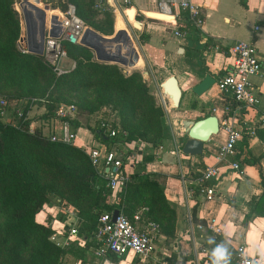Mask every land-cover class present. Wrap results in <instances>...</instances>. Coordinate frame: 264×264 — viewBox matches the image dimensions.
Listing matches in <instances>:
<instances>
[{
  "label": "trees",
  "instance_id": "16d2710c",
  "mask_svg": "<svg viewBox=\"0 0 264 264\" xmlns=\"http://www.w3.org/2000/svg\"><path fill=\"white\" fill-rule=\"evenodd\" d=\"M66 1L75 5L77 15L87 27L105 35L113 33L112 12L95 9L93 0ZM11 5L10 0H0V94L9 102H15L12 107L7 106L10 114L6 120L0 115V264H69L68 257L75 261L79 258L84 263V251L94 246L92 235L98 217L114 210L132 218L139 208L146 207L143 217L159 222L160 232L172 236L175 211L164 196L157 173L130 172L125 155L123 172L128 180L115 192V201L110 202L112 192L106 186L107 180L91 163L86 150L75 144L51 141L41 128L30 129L32 119L27 116L31 104H40L45 111L37 119L57 118L56 108L71 104L74 92L78 114H91L102 104H112L121 116V125L115 121L112 125L126 130L125 141L143 143L160 133L166 111L155 105L141 74L126 75L115 64L97 61L85 45L67 44V56L75 61V67L57 76L39 55L17 49L19 18ZM99 16L103 18H95ZM115 24L116 16L114 28ZM177 26L179 30L189 27L191 32L199 33L190 24L184 28L178 23ZM148 39L144 32L138 36L141 44ZM91 87L97 95L87 99L85 91ZM65 89L70 94H64ZM103 91L108 94L102 95ZM32 98L37 100L32 101ZM16 107L21 108L22 117H17ZM69 121L75 128L81 126L76 113ZM88 129L107 149L116 146L115 138L99 130V122ZM256 134L264 143V126ZM240 154L241 148L236 147L234 158ZM143 159L149 162L153 156L148 154ZM198 175L200 171L195 178ZM260 178L262 192L251 202V213L264 217V173H260ZM197 192L196 186L192 193ZM50 203L75 211L77 241L82 242V249L74 242L57 245L50 239L55 232L50 221L36 220L37 213ZM192 217L195 222L199 221L195 208ZM248 220L249 216H245L244 223ZM221 245L220 259L225 264H235V252L228 245ZM107 257L115 262L121 259L116 254ZM135 257L133 264H138V256ZM174 260L170 264H174Z\"/></svg>",
  "mask_w": 264,
  "mask_h": 264
},
{
  "label": "crops",
  "instance_id": "0c3cea01",
  "mask_svg": "<svg viewBox=\"0 0 264 264\" xmlns=\"http://www.w3.org/2000/svg\"><path fill=\"white\" fill-rule=\"evenodd\" d=\"M33 1L38 2L37 0ZM197 1L202 6L204 20L199 33L189 31V35L185 38L173 35V30L179 29L177 23L183 25V28L189 24L182 14L176 16L173 24L145 16L149 13L153 17L167 19L163 18V15L155 13V0H135L132 6L134 9L128 11L130 20L135 23V16L142 18V21H139L141 23L140 30L149 36L148 42L140 43V46L143 57L151 64L152 73L163 74L161 82L171 74L177 78L183 92L179 106L183 99L185 101L192 99L190 95L193 93L190 88L199 82L205 73H209L217 79L225 68L231 66L232 59L229 48L236 40L252 41L264 68V0ZM131 10L134 11L133 17H130ZM119 20H122L121 28L118 25ZM115 26L117 30H127L126 22L121 16L116 18ZM255 26H259V29L255 30ZM184 29L189 30L190 28ZM134 47L138 51L136 44ZM180 48L183 51H180ZM142 61L144 62L143 59ZM253 82L260 100L257 108L259 111L264 110V79L256 76L253 78ZM185 88L189 90L186 95ZM209 93L211 96L206 99L210 102L209 108H206L209 109L208 114L205 115L202 111L200 115H203L199 116L200 118L212 114L213 107L218 109L216 115H220L222 103L214 85L194 99L199 97L203 100ZM36 107V104H31L27 111L28 118L32 119L31 125L41 128L45 134L52 133L54 129L58 128L61 118L58 116L49 121L37 119L35 116H40L45 108L43 105H39V108ZM71 128L76 133L74 144L82 149L89 150L95 146H105L104 143L94 139L93 134L87 128L82 126L75 128L72 124ZM224 140V133L218 131L204 143L202 155L183 154L185 160L180 163L160 161L154 156L152 161H142L148 152L144 151V146L141 147L143 143L139 141H134V147H136L134 150L125 147L127 152L124 154L121 151L122 157L127 155L130 172H155L159 176L158 180L163 187L164 196L175 211V230L170 237L160 232V237L154 242V249L158 248L163 253L170 251L175 259L174 264H225L220 259V250L214 248V239L209 237L210 232L200 233L194 226L198 222H204L207 218H215L221 227V233L216 236V240L223 245H228L229 249L234 252L237 246L243 245L246 250L245 255L252 259L253 264H264V217L251 213V202L262 192L260 173H264V143L257 134L251 137L245 136L239 141L237 144V148H241L239 157H227V162L221 165L220 175L208 183L214 190L212 196L198 192L192 193L191 196L188 195L189 190L193 191L196 187L194 179L197 171L195 169L200 167L199 164L202 165V168L211 164L213 155ZM207 150L213 152L208 156ZM232 161L239 162L241 172L230 167ZM110 202H112L111 197ZM193 208H195L198 222L193 220ZM189 215L192 218V224L189 223ZM245 216H249L246 224L244 223ZM36 220L40 223L49 220L57 239L62 242L69 235L71 227H75L77 217L72 208H64L50 203L45 204L37 213ZM73 242L78 245V248H83L82 243L77 241V236ZM199 244L207 245L210 248L206 256L198 254L196 257L195 252ZM86 250L91 252V257L87 255ZM86 250L84 251V263L77 258L76 264H102L104 259H109L114 264H129L121 262L125 255L120 256L121 259L115 262L107 256L104 258L95 256L91 248Z\"/></svg>",
  "mask_w": 264,
  "mask_h": 264
},
{
  "label": "built area",
  "instance_id": "2783aa9c",
  "mask_svg": "<svg viewBox=\"0 0 264 264\" xmlns=\"http://www.w3.org/2000/svg\"><path fill=\"white\" fill-rule=\"evenodd\" d=\"M10 1H12V6L20 18L21 32L16 42L17 49L22 53H30L27 46V33L22 9L26 7L27 1L31 4L32 2L29 0ZM37 1L41 4L37 7L42 9L45 15L43 41L39 56L57 76L65 74L75 67V61L71 59L65 66L64 59H68L66 46L67 44H81L80 40L87 26L77 15L75 5L72 3L66 1L64 7L60 8L52 5L51 0ZM134 1L93 0V6L97 10L112 11L114 14L117 11H122L124 14L127 8H132ZM155 1L156 12L170 15L173 20L182 14L195 30L201 29L204 15L202 6L197 0ZM47 11H51L49 16H47ZM145 16L148 17L146 14ZM254 28L258 30L259 26ZM189 31L190 29H174L173 35L185 38L189 35ZM229 54L232 59L231 66L225 68L214 83L222 103L220 115H216L218 111L216 107L211 110L212 114L217 116L219 131L224 133L225 140L213 155L212 163L205 165L200 171V175L194 179L198 193L206 196L213 195L214 190L208 183L220 175L221 165L227 162V157L235 156L238 142L245 136H255L257 130L264 126V110L259 111L257 108L260 100L253 82V78L256 76L264 79V68L258 51L252 41L236 40L231 44ZM35 100L37 99L32 98V101ZM7 106H9L8 100L0 94L1 117L5 113L7 114L5 111ZM14 111L17 117L23 116L20 107H16ZM75 113L76 108L73 104H61L56 108V114L61 120L58 128L49 134L51 141L74 144L76 133L72 130L69 119ZM32 128L33 126L30 124V129ZM99 130L102 134L115 138L117 140L116 146L111 149H107L104 145L95 146L86 152L91 163L106 178V186L112 192L110 197L112 201H115V192L120 190L128 180V176L123 172L122 153L118 145L122 144L132 150L136 147H134V142L125 141L126 130L113 126L110 120L101 119ZM230 167L241 172L240 164L237 161H232ZM191 194L192 191L189 190L188 195L191 196ZM146 211V207H141L133 214L132 218L118 212L115 220L112 218L113 212L102 213L98 217L92 235L94 243L92 249L95 256L104 258L108 254L124 256L133 253L134 256L140 258L148 257L154 249V242L160 237V226L157 222L143 217ZM191 219L189 215L190 224H192ZM194 226L200 233L210 232L209 237L214 239V248L221 249V242L216 240V236L221 233V227L215 218H207L204 222H198ZM190 229L192 231V227ZM76 236V227L72 226L64 241H59L55 233L50 236V239L57 245L66 246L72 243ZM73 237L75 238L73 239ZM77 239H79L78 236ZM80 243L82 242L80 241ZM209 249L207 245L199 244L195 252L196 257L198 254L206 256L210 251ZM245 253L246 250L243 245L235 248L237 264H253L252 259Z\"/></svg>",
  "mask_w": 264,
  "mask_h": 264
},
{
  "label": "rangeland",
  "instance_id": "374dc122",
  "mask_svg": "<svg viewBox=\"0 0 264 264\" xmlns=\"http://www.w3.org/2000/svg\"><path fill=\"white\" fill-rule=\"evenodd\" d=\"M51 2H52V5H55V6L62 8V7H64L66 0H51ZM34 3L40 5L39 2H34ZM11 7H13V6L11 5ZM110 12H112V11H110ZM112 14H113V33H114V31L117 29H116V26L114 28L115 14L113 12H112ZM122 15L124 16L123 18L126 22V29L129 32V34L131 35V37L133 38L134 43L138 47V52L140 53L142 59L144 60V65L148 70V78L144 77L143 72L138 68L137 69H130V68H126L125 66H122L120 64H115V65L120 69V71H122L126 75H129L133 72L140 73L145 84L148 87V92L154 98L155 105L162 106L165 109V111H166V108H168L167 109L168 111L166 112L165 116L162 118L160 133L156 136H150L153 138L143 142L144 145L143 144L141 145L142 148L144 146V151L148 152L144 156L149 154V155L154 156L158 160L165 161V162H170V161L175 162V163L184 162L185 157L183 156V154L181 152V145L184 142V140L187 138V135L182 130L181 120H183V119L196 120V119L200 118L199 116L203 115V114L200 115V113L202 111H204L205 115L208 114L209 109L207 110L206 108H209L210 102H208V100H206V99H209V97L211 95L209 93L208 96H206L202 100L199 97H198V99H194V98H196V95L192 94V95H190V97L192 98L191 100L185 101V99H183L182 103L179 107H177V108L172 107V102H170L169 99L166 100V96L163 97L160 94V90H159L158 85L160 84L164 75L159 73V72H156V73L154 72V74H153L151 71V64L143 57L142 48H141L140 43L138 41V36L140 35L141 30L137 26V25L141 26V23L138 21H142V18L139 16H135L136 23H137V25H136V23L132 20H130L131 22H129L123 13H122ZM18 18H19V16H18ZM95 18H103V17L99 16V17H95ZM148 19H151L152 21H155V22L160 23V24H165L164 22H160V21L154 20L152 18H148ZM20 32H21V28H20V18H19V34H18V37L16 39V42L19 38ZM101 34H103V33H101ZM103 35H105V34H103ZM69 59L70 58L64 59L65 60L64 62L66 63L65 66L68 65ZM185 89L186 90L184 93L186 95V93L189 92V90H187V88H185ZM62 92H65L64 94H66V95L70 94L67 92L66 89L63 90ZM105 93L108 94L107 91H105V92L103 91L102 95H104ZM85 94H86V96H88L87 99H94V97L97 95V92H96L94 87H91L85 91ZM74 95H75L74 92L71 93V96H72L71 104H73L75 106L76 116L78 117L80 125L83 128H87V129L88 128H94L101 119H107V120H110V122L115 121L121 125V123H120L121 116H120L119 112L113 108L112 104H102L98 107V109L96 111H94L91 114H88V113L78 114V112L80 110H78V107L75 104L77 97L76 96L74 97ZM14 103L15 102L10 101L8 107H12L14 105ZM36 105H37L36 108H39L40 104H36ZM191 107H194V108L191 109ZM189 109H191V110H189ZM5 111L8 113L9 112L8 108ZM35 117H38V116H35ZM6 118H7V114L5 113V115L2 116V119L6 120ZM32 118H34V117H32ZM88 130L92 133V131L90 129H88ZM153 135H154V133H153ZM211 152H213V151L207 150L208 155H210ZM142 161H144V160H142ZM199 165H200V167L198 166L195 169L196 171L202 170V165L201 164H199ZM86 251H87L86 252L87 255L89 257H91L92 256L91 252L89 250H86ZM133 257H134L133 253L126 254L125 257H122L121 262H123V263L128 262L129 264H133V261H131V259ZM134 258H136V257H134ZM172 259H173V256L171 255L170 251H164V253H163L158 248H156V249H153L152 253L148 257H146V258L138 257V264H170ZM66 260L69 262V264H73V262H74V264H76V262L73 258L70 259L68 257Z\"/></svg>",
  "mask_w": 264,
  "mask_h": 264
},
{
  "label": "water",
  "instance_id": "95a60500",
  "mask_svg": "<svg viewBox=\"0 0 264 264\" xmlns=\"http://www.w3.org/2000/svg\"><path fill=\"white\" fill-rule=\"evenodd\" d=\"M23 19L26 26L27 46L30 53L39 55L41 53L45 15L42 9L26 2V7L22 9ZM133 38L127 30H115L112 35H103L90 27H86L81 37L80 43L90 48L94 53L95 59L99 62L109 64H120L122 66H131L139 58L140 53L132 48ZM125 44L127 53L131 54L130 58L120 53V44ZM129 50V51H128ZM183 51L182 48L179 49ZM128 53V54H129ZM143 72V76L148 78V70L145 65L138 68ZM215 83V78L205 73L204 77L194 84L190 91L196 96H201L209 90ZM161 95L163 97L170 96L172 107H178L180 104L183 92L178 84L177 78L171 74L167 76L159 84ZM183 132L187 138L181 145V152L188 156H198L204 153L203 145L209 140L212 135L219 131L218 120L214 114H209L197 120L183 119L181 120ZM119 150L124 154L127 149L120 144ZM118 215V210L113 211V220ZM102 264H114L109 259H104Z\"/></svg>",
  "mask_w": 264,
  "mask_h": 264
},
{
  "label": "bare ground",
  "instance_id": "6f19581e",
  "mask_svg": "<svg viewBox=\"0 0 264 264\" xmlns=\"http://www.w3.org/2000/svg\"><path fill=\"white\" fill-rule=\"evenodd\" d=\"M29 1H31L32 2V4H34V5H36V6H40L39 4H36V3H34L33 2V0H29ZM130 9H134V8H127L126 10H125V13H124V15H125V17H126V19L129 21V22H131L130 21V18H129V16H128V11L130 10ZM51 13V11H47V16H49V14ZM155 13H158V12H155ZM159 14H161V15H163V18H167V19H162V18H156V17H153V16H151L149 13H147L146 15L148 16V17H152V18H155V19H159V20H164V21H166V22H168V23H171V24H173L174 23V20H173V17L172 16H170V15H166V14H162V13H159ZM115 16H116V18H119L120 16L123 18L124 16L122 15V12H120V11H117L116 13H115ZM134 16V11L133 10H131L130 11V17H133ZM124 19V18H123ZM139 22V21H138ZM118 25H119V28H121V26H123V24H122V20H119V23H118ZM139 28L141 27V26H139V25H137ZM128 32V31H127ZM134 45H135V43L133 42V47H134ZM132 47V48H133ZM134 50H137L135 47H134ZM129 51V50H128ZM120 53L121 54H123V55H125L127 58H130L131 57V54L129 53H127V48H126V46H125V44H120ZM144 66V62L142 61V59H141V57L139 56V58L136 60V62L133 64V65H131V66H126V68H130V69H137V68H141V67H143ZM166 99H169L170 100V102H172L171 101V98H170V96L167 94V96H166Z\"/></svg>",
  "mask_w": 264,
  "mask_h": 264
}]
</instances>
